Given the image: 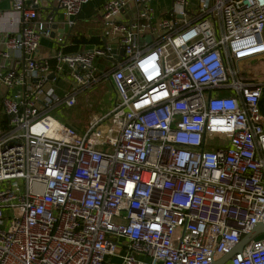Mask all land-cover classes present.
<instances>
[{
    "label": "built area",
    "instance_id": "1",
    "mask_svg": "<svg viewBox=\"0 0 264 264\" xmlns=\"http://www.w3.org/2000/svg\"><path fill=\"white\" fill-rule=\"evenodd\" d=\"M6 1L0 264H213L264 226V82L243 68L264 59V0H108L104 43L73 53L36 0ZM91 1L58 0L70 30ZM105 79L115 103L86 131L51 115ZM263 234L229 263L264 264Z\"/></svg>",
    "mask_w": 264,
    "mask_h": 264
},
{
    "label": "crops",
    "instance_id": "2",
    "mask_svg": "<svg viewBox=\"0 0 264 264\" xmlns=\"http://www.w3.org/2000/svg\"><path fill=\"white\" fill-rule=\"evenodd\" d=\"M36 1L38 3V10L40 13H42L43 17H53L55 19L54 26L55 25H61V27H58L57 29H55V27H54L53 35L56 39L58 37H60L61 35L65 36V39L68 41V46L65 48V52H66V50L71 49V48L76 47V46H77L76 50L70 51L68 53L76 52L79 49H81L82 47L87 46V47L92 48L94 46H99V45H102L104 43V41H103L104 29L102 27V21L100 19L99 14L101 13L105 3L108 0H93L89 4L85 5L83 7L81 14L77 18V25L74 28H72L69 32H65V29L63 28V25L67 24V21H66V18L64 16L63 12L58 7V0H36ZM156 2H158V1H156ZM156 2H154L155 7L157 6ZM0 7H1V10H8L9 4L6 0H4L3 2H1ZM165 11L166 10H161L159 14H162V12H165ZM53 35H52V37H53ZM97 37L99 38L98 40H100L99 42L90 43V40L97 38ZM75 40H77L78 42L85 40L86 42L77 44V41H75ZM4 41H5V35L2 32H0V51L3 48ZM59 49H60V47L58 46V44L55 40H53V39L50 40V39L44 38L40 42V48H39L38 56H39V58H50ZM102 61H104V60H98L97 61L99 68H104V66H106L104 63H102ZM254 61L256 62L259 60H254ZM249 80H251L252 83L264 82V75H262V76L256 75L255 77L249 76ZM61 82L63 83L64 88L58 87ZM106 82H107V79L103 80V84H105ZM100 83L102 84V82H100ZM53 85L56 87V93L61 97L64 96V94L67 91L68 83L63 79H58L56 81V83ZM98 85H100V84H97L95 86H92L89 89L82 91L77 97L76 106L72 109H74V110H88L90 112L92 110H106V109H99L98 107H96L95 105H93L91 103V100L94 97L98 96V90L101 88ZM0 98H1V92H0ZM1 100H2V98H1ZM259 106H260L261 114L264 117V86H263L262 97L260 99ZM1 110H3L2 109V103H1V107H0V115H2ZM69 110H71V109H69ZM95 115L96 116H94V117L104 116L101 113H98ZM90 121H91V119L89 120V124H90ZM67 125L74 127L76 129H78L79 131L83 132L81 129H79V127L75 123L68 122ZM138 259L143 260V261L149 260L147 257H141V256L138 257ZM221 260L222 259L217 260V261H221ZM114 261L116 262L119 260L116 259ZM226 264H230V263L228 262Z\"/></svg>",
    "mask_w": 264,
    "mask_h": 264
},
{
    "label": "rangeland",
    "instance_id": "3",
    "mask_svg": "<svg viewBox=\"0 0 264 264\" xmlns=\"http://www.w3.org/2000/svg\"><path fill=\"white\" fill-rule=\"evenodd\" d=\"M157 3L156 11L159 14L161 10H171L172 8V1L171 0H160ZM197 4V0H191L190 7H195ZM100 19L103 18V12L101 11ZM12 53V52H11ZM106 66L108 62L102 61ZM98 64V62H97ZM96 65V64H95ZM243 68L248 72V76L255 77L256 75L262 76L264 75V59L259 61L253 62H245L243 63ZM101 88L98 90V96L94 97L91 100V103L98 107L99 109H106V110H92L91 112L88 110H74V109H63L59 107L58 109L51 112V115L60 123L67 124L68 122L75 123L79 129L83 132L86 131L89 127V120L92 119L95 114L101 113L106 115L110 113L111 107L114 105L116 100V93L114 88L112 87V83L110 80H107L105 84L99 83ZM53 86L52 83L45 86L44 90L47 92ZM58 87L64 88L63 83L61 82ZM0 91L3 92L2 86H0ZM113 123L111 121L105 123L103 126H112ZM3 130V129H2ZM216 146H220V144H215ZM4 188H10V186L5 185ZM5 216V222L7 223L9 220L12 219V209H4L3 211ZM261 235L260 237H263ZM114 264H121V259H118Z\"/></svg>",
    "mask_w": 264,
    "mask_h": 264
},
{
    "label": "water",
    "instance_id": "4",
    "mask_svg": "<svg viewBox=\"0 0 264 264\" xmlns=\"http://www.w3.org/2000/svg\"><path fill=\"white\" fill-rule=\"evenodd\" d=\"M55 29H57L58 27H61V25H55L54 26ZM63 28L65 29V32H69L70 31V28L68 26V24H65L63 25ZM54 37V35H53ZM150 37H148V40L150 41ZM120 54L121 56L123 57L124 56V50L121 49L120 50ZM122 57L119 58V61L122 60ZM51 79H54V75H52L50 77ZM261 233H264V226L263 225H256L253 229V231L251 232V234L245 236L240 244L236 247V249L230 253L229 255H227L226 257H224L221 261H215L213 264H226L229 262V260L231 259V257L235 254V253H238V252H242L243 249L247 246V244H249L258 234H261Z\"/></svg>",
    "mask_w": 264,
    "mask_h": 264
},
{
    "label": "trees",
    "instance_id": "5",
    "mask_svg": "<svg viewBox=\"0 0 264 264\" xmlns=\"http://www.w3.org/2000/svg\"><path fill=\"white\" fill-rule=\"evenodd\" d=\"M102 27H103V24H102ZM103 34H104V32H103ZM104 36V35H103ZM99 38L97 37V38H94V39H92V40H90V43H97V42H99L100 40H98ZM75 41H77V40H75ZM86 41L85 40H83V41H77V44L78 43H85ZM77 47V46H76ZM76 47H73V48H71V49H68V50H66V53H68V52H70V51H74V50H76L77 48ZM1 103H2V100H1V98H0V107H1ZM2 112V115H0V130L1 129H5L6 128V124H7V122H8V119H7V117H6V115L4 114V111L3 110H1Z\"/></svg>",
    "mask_w": 264,
    "mask_h": 264
}]
</instances>
